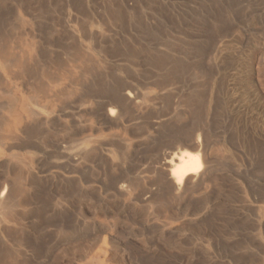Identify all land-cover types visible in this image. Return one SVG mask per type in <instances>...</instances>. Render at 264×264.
<instances>
[{"label":"rangeland","instance_id":"1","mask_svg":"<svg viewBox=\"0 0 264 264\" xmlns=\"http://www.w3.org/2000/svg\"><path fill=\"white\" fill-rule=\"evenodd\" d=\"M0 53V264H264V0H0Z\"/></svg>","mask_w":264,"mask_h":264},{"label":"bare ground","instance_id":"2","mask_svg":"<svg viewBox=\"0 0 264 264\" xmlns=\"http://www.w3.org/2000/svg\"><path fill=\"white\" fill-rule=\"evenodd\" d=\"M8 45V44H7ZM14 46V45H13ZM20 46V45H19ZM3 48V47H2ZM11 49V48H10ZM13 49H16V48H14L13 47ZM8 50H9V48H8ZM7 50V51H8ZM14 50H12V52H13ZM28 51V50H27ZM27 51H25V52H27ZM10 51H8V53H9ZM16 53H17V49H16ZM24 53V52H23ZM31 53V52H30ZM19 54V53H18ZM26 54V53H25ZM0 55H1V53H0ZM4 55V54H3ZM27 55V54H26ZM5 56V55H4ZM79 56V55H78ZM21 57V56H20ZM1 58V57H0ZM3 58V57H2ZM78 58V57H77ZM82 60V59H81ZM84 60V59H83ZM81 61V62H83V64H85V62L84 61ZM90 61V60H89ZM4 62H5V65H6V67L8 68V70H14V69H19V70H21V71H23L24 69H25V62H24V60H22V58H19V56L17 55V54H8V55H6L5 57H4ZM92 62V61H91ZM2 66V65H1ZM28 66H29V64H28ZM27 66V67H28ZM26 67V69H27V72H28V70H29V68H27ZM5 71H6V69H5ZM18 71V70H17ZM26 72V71H25ZM10 73V72H9ZM8 72H7V74H9ZM14 73H17V72H14ZM20 73V72H19ZM22 73V72H21ZM25 74V73H24ZM23 74V75H24ZM22 75V74H21ZM21 75H20V77H21ZM98 75V74H97ZM12 76V75H11ZM19 76V75H18ZM19 77V78H20ZM2 78V77H1ZM13 78V77H12ZM24 79V78H23ZM31 82H32V80H31ZM4 83V82H3ZM152 85V84H151ZM157 86V85H156ZM158 86H160L159 84H158ZM26 87H27V85H26ZM32 87V86H31ZM40 87V86H39ZM37 86H36V89H35V91H38L37 90ZM95 88V87H94ZM162 87H160V89H161ZM1 89V88H0ZM33 89V88H32ZM149 89V88H148ZM95 90V89H94ZM118 91V90H117ZM133 91V90H132ZM33 92H34V90H33ZM32 92V93H33ZM1 93V92H0ZM9 93V92H8ZM11 93V92H10ZM39 93H42L41 91L39 92ZM112 93V92H111ZM122 93L123 92H121V95H122ZM133 93V92H132ZM147 93V92H146ZM12 94V93H11ZM15 94V93H14ZM46 94V93H45ZM142 94V93H141ZM38 95V94H37ZM47 95H49L48 93H47ZM139 95V94H138ZM43 96V95H42ZM136 96V95H135ZM135 96H132V94H127V97L125 96V98H127L128 100H130V101H134L135 99ZM1 97V96H0ZM9 97V96H8ZM35 97H36V95H35ZM10 98V97H9ZM9 98H8V100H9ZM13 98V97H12ZM11 98V99H12ZM146 98V97H145ZM14 99V98H13ZM39 99V98H38ZM40 99H41V97H40ZM120 99H122V98H120ZM123 99H124V95H123ZM137 99V98H136ZM3 100H4V97H3ZM16 100H18V99H16ZM22 100V99H21ZM43 100V99H42ZM153 100V99H152ZM0 101H1V99H0ZM10 102H11V100H9ZM8 101V102H9ZM117 101H119V99L117 100ZM12 102H13V100H12ZM11 102V103H12ZM14 102H15V99H14ZM35 102L37 103V101L35 100ZM40 102V101H39ZM38 102V103H39ZM115 102V101H114ZM1 103V102H0ZM22 103H23V101H22ZM138 103H141V102H139L138 101ZM146 103V102H145ZM13 104V103H12ZM17 104V103H16ZM20 104V103H19ZM109 104V103H108ZM127 104V103H126ZM131 104H135V102H131ZM1 105V104H0ZM23 105L25 106L26 104L25 103H23ZM22 105V106H23ZM41 105V104H40ZM2 106V105H1ZM22 106H18V107H22ZM27 106V105H26ZM29 106V105H28ZM135 106V105H134ZM3 107V106H2ZM101 107V106H100ZM109 107H111V106H109ZM112 107H114V106H112ZM147 107V106H146ZM50 108V107H49ZM118 108V107H117ZM4 109V108H3ZM20 109V108H19ZM24 108H22V110H23ZM21 110V109H20ZM119 110V109H118ZM124 110V109H123ZM9 111V110H8ZM11 111H12V113H14L15 115H16V107H14V106H12V108H11ZM24 111L26 112V110L24 109ZM27 111H29V110H27ZM31 111V110H30ZM119 111H121V108H120V110ZM25 112H24V114H25ZM36 112V111H35ZM115 110H113V111H110V117H113V118H115ZM122 112H124V111H122ZM3 113V112H2ZM28 113H30V112H28ZM37 114H38V112H36ZM108 113V112H107ZM118 113V112H117ZM134 113V112H133ZM19 114V113H18ZM32 113H30V115H31ZM35 114V113H34ZM37 114L36 115H34V116H36V117H38L37 116ZM100 114V113H99ZM102 114V113H101ZM104 114V113H103ZM120 114V113H119ZM123 115H124V113H122ZM11 115V114H10ZM27 115V114H26ZM118 115V114H117ZM2 116H3V114H2ZM7 116V115H6ZM28 116V115H27ZM32 116V119H33V114L31 115ZM40 116V115H39ZM107 116V115H106ZM118 116H120V115H118ZM118 116H116L117 118H118ZM11 117V116H10ZM22 118H24L23 116H22ZM27 118V117H26ZM35 118V117H34ZM106 118V117H105ZM109 118V117H108ZM122 118V117H121ZM15 119V118H14ZM29 119V118H28ZM36 119V118H35ZM38 119V118H37ZM116 119V118H115ZM25 120V119H24ZM27 120V119H26ZM25 120V121H26ZM119 120V119H118ZM118 120H115V121H118ZM19 121V120H18ZM51 121V120H50ZM10 122V121H9ZM15 122H16V120H15ZM21 122V121H20ZM12 123H13V118H12ZM105 123V122H104ZM108 123V122H107ZM3 124L5 125V124H7V122H6V120H4L3 121ZM17 124H18V122H17ZM19 124H21V123H19ZM8 125V124H7ZM14 125H16V124H14ZM27 125V124H26ZM136 125V124H135ZM17 126V125H16ZM15 126V127H16ZM1 127V126H0ZM12 127V126H11ZM14 127V126H13ZM12 127V128H13ZM8 128V127H7ZM18 128H19V125H18ZM29 128V127H28ZM3 129V128H2ZM21 129H23V128H21ZM30 129V128H29ZM4 130V129H3ZM8 130V129H7ZM6 130V131H7ZM13 130V129H12ZM5 131V130H4ZM15 130H13V132H14ZM3 132V131H2ZM12 132V131H11ZM12 132V133H13ZM94 132V131H93ZM0 134H3V133H0ZM8 134H10V136H8L10 139H11V133H8ZM7 135V134H6ZM17 135V134H16ZM109 135V134H108ZM205 136V135H204ZM6 137V136H5ZM7 137V138H8ZM202 137V136H201ZM8 138V139H9ZM123 139V138H122ZM193 139H195V138H193ZM6 140V139H5ZM22 140V139H21ZM0 142H1V139H0ZM3 142H5L4 140H3ZM6 142H7V140H6ZM97 142V141H96ZM203 142H204V140H203ZM24 143H25V141H24ZM119 143V142H118ZM121 143V142H120ZM136 143V142H135ZM7 144V143H6ZM6 144H5V146H6ZM189 144V143H188ZM4 145V144H3ZM10 145V144H9ZM1 146V145H0ZM4 146V147H5ZM93 146V145H92ZM97 146V145H96ZM187 146V145H186ZM187 147H189L191 150H193L194 152H195V154H186V155H182L179 159H178V163H175L174 161H171V162H162L163 164H161L160 166V170L159 169H157L156 170V172L158 171V173L159 172H162L164 175H165V178L163 177V179H165V184L163 185V187L164 186H166V187H168V190L170 189V191H168L167 190V192L169 193H171V192H173L175 195H177V196H182V195H184L185 193H187L188 191H190V190H192V189H194V188H196V187H200V185H202V183L205 181V179H206V177H208V172H209V162H208V158L206 157V154H205V152H207V151H205V144H203L200 140H193V141H191V143H190V145H188ZM207 147V146H206ZM6 148V147H5ZM128 149V148H127ZM207 150H208V147H207ZM93 152V151H92ZM94 153V152H93ZM99 162V161H98ZM104 162V161H103ZM105 165V164H104ZM214 165V164H213ZM210 166H212V164L210 165ZM118 169V168H117ZM168 170H169V172H168ZM167 171V172H166ZM162 173L161 174H159V179L158 180H160V178L162 177H160V175H162ZM166 173H169V174H166ZM121 174V173H120ZM154 176V175H153ZM156 176V175H155ZM163 179H161L163 182H164V180ZM120 180V179H119ZM153 180H154V177H153ZM121 181H123V180H121ZM120 181V182H121ZM118 182V181H117ZM116 182V183H117ZM132 182V181H131ZM130 182V183H131ZM95 183V182H94ZM10 184L8 183V186H9ZM116 185V184H115ZM152 185V184H151ZM162 185V183H160V186ZM12 186V185H11ZM117 187V186H116ZM154 187H155V185H154ZM121 188V187H120ZM124 188V187H123ZM123 188H121V189H123ZM126 188V187H125ZM131 188V187H130ZM133 188V187H132ZM135 190H136V188H134ZM165 189V188H164ZM167 189V188H166ZM121 191V190H120ZM12 192H14V190L12 191ZM118 192V191H117ZM165 192H166V190H165ZM122 193V192H121ZM173 193H172V195H173ZM174 195V196H175ZM11 197H12V194H11V189L10 190H8V188H4L3 189V191H2V193L0 194V208L2 209H4L5 207L7 208V204L9 203V201H10V199H11ZM16 197V196H15ZM150 197V196H149ZM183 197V196H182ZM13 198V197H12ZM118 198V197H117ZM15 199V198H14ZM180 199V198H179ZM180 203V202H179ZM15 204V203H14ZM9 205V204H8ZM147 205V204H146ZM11 208V207H10ZM7 210V209H6ZM2 211V210H1ZM10 211H12V209L10 210ZM12 213V212H11ZM3 214V213H2ZM7 217V216H6ZM8 218V217H7ZM16 258V257H15Z\"/></svg>","mask_w":264,"mask_h":264}]
</instances>
